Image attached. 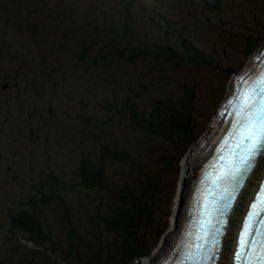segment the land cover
<instances>
[{"label":"rangeland","instance_id":"rangeland-1","mask_svg":"<svg viewBox=\"0 0 264 264\" xmlns=\"http://www.w3.org/2000/svg\"><path fill=\"white\" fill-rule=\"evenodd\" d=\"M218 1L216 5V0H137L126 11L122 0H0V120L7 119L6 126L0 123V260L24 264L18 260L24 255L32 264H46L44 252L31 255L29 248L17 244L6 216L23 206L28 193L24 184L39 168L32 163L35 160L46 163L40 173L61 178L58 191L71 206V218L77 223L74 230L85 239L86 247L92 246L94 235L108 237L105 227L94 219L97 212L113 205L111 195L78 186L72 170L80 156L89 154L96 161L99 148L109 144L112 150L125 152L126 158L123 163L105 159L115 186L135 180L129 164L139 160V152L153 169L155 161L165 156L172 161L162 174L153 221L144 232V256L128 264L156 250L171 226L179 187L183 188L186 154L178 161L182 147L169 146L135 127L121 105L132 96L149 102L164 96L160 93L180 95L184 85L194 87L196 138L192 145L201 140L230 89L234 72L242 71L264 44V0ZM124 11L135 19V30L124 31ZM182 37L203 51L205 64L193 62L178 47L180 62L167 60L159 44L178 46ZM255 41L259 45L248 50ZM121 47L126 54L136 52V60L113 59L111 53ZM105 72L115 79L104 82ZM105 102L116 104L107 110L102 106ZM65 126L86 132L85 137L81 134L83 139L73 137L84 142L81 148L61 137ZM11 139L16 143L8 145ZM66 145L72 150L68 152ZM145 149H150L149 156ZM23 156L31 160H22ZM43 212L48 231L61 244L62 254L52 256V263L86 264L82 251L78 259L66 256L68 233L60 206L53 202ZM93 216L96 226L88 219Z\"/></svg>","mask_w":264,"mask_h":264},{"label":"trees","instance_id":"trees-1","mask_svg":"<svg viewBox=\"0 0 264 264\" xmlns=\"http://www.w3.org/2000/svg\"><path fill=\"white\" fill-rule=\"evenodd\" d=\"M122 1L125 10L129 11L131 4L137 0ZM218 2L216 0L215 4L217 5ZM124 13L126 15L124 31L135 30V19L130 17L129 12L124 11ZM130 38L134 41V38ZM160 42H164L163 39ZM177 43L178 46L170 43L159 44L168 54V61L177 60L180 62L179 56L176 54V48L178 47L187 53L189 59L193 62L205 64L203 51L194 47L193 44L195 43L193 41L182 37ZM258 45L259 43L255 41L250 44L248 50L253 47L256 48ZM125 50L126 48L121 47L113 51L111 53L112 58L127 62L135 61L138 54L136 52L126 54ZM139 50L148 53L147 50H142L141 47ZM173 64L179 65L180 63L174 62ZM92 65H95V63L93 62ZM104 75L106 76L104 82L115 79L112 75L108 78V72H105ZM66 78L64 77V79ZM159 95L164 96L156 97L157 99L149 100V102L141 101L136 96H132V100L122 103L121 111L129 117L135 127L149 133L150 137L158 138L168 143L169 146L182 147L178 157V161H180L196 138L193 132L195 124L193 116L197 94L194 87L184 85L180 95H172L170 92L160 93ZM147 103H150L149 106ZM115 104L105 102L102 106L107 110H112ZM0 123L6 126L7 119L2 118ZM80 132L85 137L86 132L81 129ZM81 134L73 127L65 126L63 133L60 135L62 138L71 139L72 141H69L75 147L81 148L84 142H78L73 138L79 135L83 139ZM12 142L16 143V141ZM65 148L68 152L72 150L67 145ZM145 150L147 156H149L150 149ZM138 154L139 160L136 162L129 160L130 164L128 163L131 170L134 169L132 175H134L135 180L122 182L117 186L110 180L106 171L105 159L110 158L114 159V162L123 163L126 161L125 152L120 153L117 150H112L109 144L107 147L101 146L99 148L98 160L93 161L88 154V156H80L76 162V166L72 170L76 180L75 184L85 189L105 191L113 199V205L108 206L102 213L97 212L94 219L105 227L108 237L103 239L99 235H94L95 240L91 243L90 248L86 247L85 239L74 230L77 223L71 218L73 210L58 191L61 186V178L54 176L51 172L40 173L41 167L46 163L43 164L38 160L32 161L39 168L35 175L28 178L27 183L24 184L28 193L25 195L23 206L15 214L6 213L12 233L16 235L17 244L29 248L31 255L36 252H44L45 263L53 264L52 256L62 254L61 244L55 242L48 231L43 219V208L55 202L60 206L62 222L67 228L68 245L65 251L67 257L78 259L81 256L79 251H82L83 261L87 262L86 264H128L132 259L144 256V232L153 221L152 208L157 196L162 191V174L168 172L172 161L165 156L162 160L155 161L156 169H153L147 160L140 159L142 153L139 152ZM22 160L30 161L31 158L23 157ZM93 218L94 216L88 217L89 221L96 226L92 222ZM110 240L112 242L109 246ZM47 247H50V250L43 251ZM10 259L11 254L8 255V260ZM18 260L24 264L33 263L31 258L27 259L24 255L20 256ZM0 264L15 263L0 260Z\"/></svg>","mask_w":264,"mask_h":264},{"label":"snow or ice","instance_id":"snow-or-ice-1","mask_svg":"<svg viewBox=\"0 0 264 264\" xmlns=\"http://www.w3.org/2000/svg\"><path fill=\"white\" fill-rule=\"evenodd\" d=\"M239 88L223 104L218 115L230 117L231 127L221 146L227 155H220L218 174L211 181L209 193H200L199 218L196 221L195 239L186 259L190 264H209L218 254L221 237L230 225H240L233 239L236 241L235 264H264V184L259 185L250 202L241 195L245 178L259 157H264V66L251 80L241 79ZM210 196V198H209ZM240 201L237 202V197ZM234 205L237 216L230 220ZM246 205V211L241 208ZM191 235V233H190Z\"/></svg>","mask_w":264,"mask_h":264},{"label":"bare ground","instance_id":"bare-ground-1","mask_svg":"<svg viewBox=\"0 0 264 264\" xmlns=\"http://www.w3.org/2000/svg\"><path fill=\"white\" fill-rule=\"evenodd\" d=\"M255 54H256V51L254 52V55L251 57V60L249 61L247 66L241 71L242 74L250 78L255 77L257 73L259 72L258 71L259 62L256 59ZM231 81H230V88H231ZM229 91L230 89L228 88L227 94L229 93ZM217 120L218 119H213V121L209 125L208 131L206 130L201 140L199 139L196 144L191 146L192 148L190 147V150L186 153L183 159L184 163L182 166L183 168L182 177L186 178V179L185 178L183 179V187H185L186 185V180H187L188 186L184 194L181 192L182 201H179L180 199H177L176 197V200L174 203L175 204L174 212L172 214L171 226L168 228L167 232L163 235V237L158 242L156 246V250H154L155 252L153 251L154 254L151 253L148 257H146V259H143V260L139 259L137 261H134L132 264H159L158 260H162L167 255L169 249L171 248L172 243L175 241L176 237L179 234L181 223L185 220L186 198L190 194V188H189L190 182L194 180V177L196 175V172L194 173V171H196L199 164L205 158L206 154L210 152L211 147L213 145V141L216 139L217 134L221 132L224 128V126L221 125V121H217ZM213 128H214V131L209 136L210 134L209 131L212 130ZM208 144H210V149L207 151L206 154L203 155V152H204L203 150ZM223 155H227V153H224ZM263 168H264V157H259L255 168L253 169L251 174L249 173L248 176L245 178L244 187L241 189V195H244V199L246 201L251 196V193L253 189L255 188L256 182L258 178L260 177V175L262 174ZM217 174H218V169L214 172L213 179ZM239 201H240V196L237 197V202ZM244 207L241 208V212L244 210ZM235 208H236V205H234L233 212L229 214V219L233 221L240 218V216H237ZM237 225L229 226L231 229V233H232L231 235H229V232L226 231L224 236L221 237V245H220L218 254H216L209 261V264H226L229 262L230 258L228 259L227 256L232 246L234 231Z\"/></svg>","mask_w":264,"mask_h":264},{"label":"water","instance_id":"water-1","mask_svg":"<svg viewBox=\"0 0 264 264\" xmlns=\"http://www.w3.org/2000/svg\"><path fill=\"white\" fill-rule=\"evenodd\" d=\"M196 171H194V173H195ZM183 177L181 176V179H182ZM185 178V177H184ZM180 179V184H181V180ZM179 190H180V193H179V196L177 197V199H180L179 201H182V195H181V192L184 194V190L182 189V187L180 186L179 187ZM177 222V221H176ZM176 222H174V223H176ZM182 225H184V221L181 223ZM161 260H158V262H160Z\"/></svg>","mask_w":264,"mask_h":264},{"label":"flooded vegetation","instance_id":"flooded-vegetation-1","mask_svg":"<svg viewBox=\"0 0 264 264\" xmlns=\"http://www.w3.org/2000/svg\"><path fill=\"white\" fill-rule=\"evenodd\" d=\"M196 164V163H195Z\"/></svg>","mask_w":264,"mask_h":264}]
</instances>
